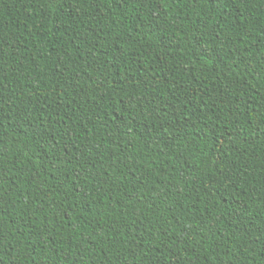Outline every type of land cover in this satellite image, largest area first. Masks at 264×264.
<instances>
[{
	"label": "trees",
	"instance_id": "16d2710c",
	"mask_svg": "<svg viewBox=\"0 0 264 264\" xmlns=\"http://www.w3.org/2000/svg\"><path fill=\"white\" fill-rule=\"evenodd\" d=\"M0 264H264V0H0Z\"/></svg>",
	"mask_w": 264,
	"mask_h": 264
}]
</instances>
